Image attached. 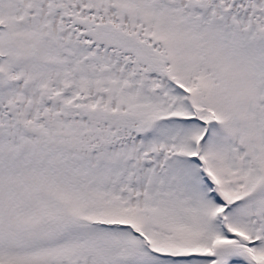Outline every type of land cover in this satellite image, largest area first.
<instances>
[{"label":"snow or ice","instance_id":"snow-or-ice-1","mask_svg":"<svg viewBox=\"0 0 264 264\" xmlns=\"http://www.w3.org/2000/svg\"><path fill=\"white\" fill-rule=\"evenodd\" d=\"M0 264H264V0H0Z\"/></svg>","mask_w":264,"mask_h":264}]
</instances>
